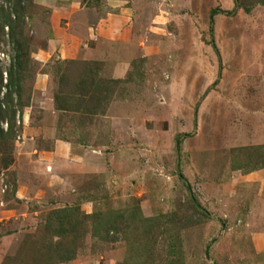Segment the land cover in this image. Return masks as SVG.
<instances>
[{"label": "rangeland", "instance_id": "1", "mask_svg": "<svg viewBox=\"0 0 264 264\" xmlns=\"http://www.w3.org/2000/svg\"><path fill=\"white\" fill-rule=\"evenodd\" d=\"M16 1L0 0L13 21ZM242 2L252 9L228 15L233 0H19L28 60L19 129L0 143L12 160H0V264H57L48 243L72 236L45 230L55 209L136 205L162 225L154 246L133 226L111 242L75 236L61 264H264V0ZM4 27L1 87L15 63ZM63 61L72 77L96 63L118 81L90 126L45 108ZM55 139L71 144L52 151Z\"/></svg>", "mask_w": 264, "mask_h": 264}, {"label": "trees", "instance_id": "2", "mask_svg": "<svg viewBox=\"0 0 264 264\" xmlns=\"http://www.w3.org/2000/svg\"><path fill=\"white\" fill-rule=\"evenodd\" d=\"M255 1V0H254ZM235 6L233 12L225 13L228 15L234 14L238 9H243L249 12L252 5L246 6L242 0H233ZM259 3V1H258ZM19 0L13 7V12L15 15L14 21L10 18L9 12L3 13L0 10V30H3L5 25L9 26L10 40L14 44L15 49V63L13 69H11L8 77V82L6 86L1 87V73H0V92L2 88H5L6 92L2 100H0V124L6 122L7 128L4 130L0 125V143L5 145L8 141L14 139L17 130L20 126V111L18 108L22 106L21 99L24 92L22 86V76L26 68V62L28 56L25 52L24 43L21 40V29L19 24H22L24 20V9L19 5ZM223 14L224 11H212L210 14V23L213 22V16L216 14ZM65 61L60 64L65 65L66 69L63 74L58 78V88L54 93L53 104L55 111L59 112L63 118L69 115H79V121L77 122L79 128H84L87 125L92 124V118L99 115H104L107 105L110 102V87L111 84H115L117 80H105L100 77V69L95 66V70L90 68L88 71L84 69L79 72L78 75L70 76L69 66L74 64V61ZM87 65V64H84ZM15 97V98H14ZM66 119V118H65ZM18 122V123H17ZM59 122V118H58ZM66 142H69L65 140ZM70 143V142H69ZM3 159V160H2ZM264 159V155H263ZM2 166L4 170L8 169L11 165L12 160L7 158H1ZM264 164L259 168H263ZM235 169H241L238 165L234 166ZM14 178V173L12 174ZM12 189V195L15 194V187L10 186ZM188 189V186H187ZM189 190V189H188ZM191 208L195 211L199 208L198 204L195 203L194 199H190ZM168 217V220H166ZM173 214L166 216L164 215V224H174L172 218ZM135 229L134 231L140 229L142 235L145 236L146 241H150L151 245L154 246L155 239L151 237V233L154 229L160 228L162 226L159 223L157 217H144L142 215L141 209L138 205L133 206L131 209L115 210L107 209L105 211L95 210L90 214H86L80 211V209L75 207H64L60 209L53 210L48 216L47 223L45 225V230L57 237L72 236L71 240L66 243H48L45 258L46 260L54 261V263L61 264L70 262L75 258L74 242L76 237H83L86 234H90L92 237L97 238L101 242H111L115 240V236L123 232L125 233L131 227ZM166 231L171 229L165 228ZM113 236L112 239L110 236ZM150 235V236H149ZM115 237V238H114ZM117 239V238H116ZM172 240V239H170ZM143 243L144 255H151L154 253L153 246ZM173 245H169L168 254L174 253ZM147 260L142 261L140 264H145ZM176 262H168L167 264H172ZM180 264H182L180 262Z\"/></svg>", "mask_w": 264, "mask_h": 264}, {"label": "crops", "instance_id": "3", "mask_svg": "<svg viewBox=\"0 0 264 264\" xmlns=\"http://www.w3.org/2000/svg\"><path fill=\"white\" fill-rule=\"evenodd\" d=\"M45 94V95H44ZM43 95L45 96V102L47 103L46 104V109H48V107H51V109L53 108V103H52V100L50 101V97L51 96H49V95H51V92L50 91H46V92H43ZM49 96V97H48ZM49 99V100H48ZM51 105V106H50ZM45 108H42L41 107V109H43L44 111L46 110ZM47 112H49V111H47ZM52 113H54L55 115L57 114V112L56 111H54L53 110V112ZM46 114V113H45ZM49 114V116H48V118L49 119H51V117H50V113H48ZM52 116V115H51ZM47 117V116H46ZM71 143H69V142H66V141H62V140H57V139H55L54 141H53V144H52V147H51V149H52V151L54 150H56V148H58V146H59V148L62 150L63 149V151H65L64 149L66 148V146L67 147H69L68 145H70ZM51 151V150H50ZM36 152V151H35ZM7 170V169H6Z\"/></svg>", "mask_w": 264, "mask_h": 264}, {"label": "built area", "instance_id": "4", "mask_svg": "<svg viewBox=\"0 0 264 264\" xmlns=\"http://www.w3.org/2000/svg\"><path fill=\"white\" fill-rule=\"evenodd\" d=\"M4 28H5V30H7V27H4ZM3 58H4V54L1 53V54H0V59L2 60ZM5 78H6V73H3V83H4V84L6 83ZM5 92H6L5 88H2V90H1V92H0V100L3 99ZM17 123H18V122H17ZM0 125L4 128V130H6V128H7V124H6V122H2Z\"/></svg>", "mask_w": 264, "mask_h": 264}]
</instances>
